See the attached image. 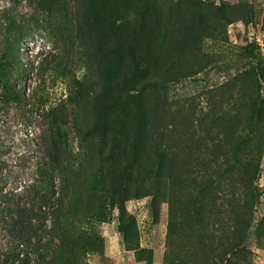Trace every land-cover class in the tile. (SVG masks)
Listing matches in <instances>:
<instances>
[{
    "label": "rangeland",
    "instance_id": "rangeland-1",
    "mask_svg": "<svg viewBox=\"0 0 264 264\" xmlns=\"http://www.w3.org/2000/svg\"><path fill=\"white\" fill-rule=\"evenodd\" d=\"M61 1L64 10L53 23L62 54L44 76L36 58L55 53L54 39L33 22L44 13L31 0H0V9L16 8L27 23L28 33L14 46L16 63L28 66L25 94L46 107L48 123L62 125L63 151L77 156L76 175L89 190L82 201L84 240L96 237L99 247L72 244L71 264H264V0ZM139 63L148 70L145 92L126 113L118 91L130 92ZM97 95L117 113L111 126L93 134ZM29 107L24 99L0 114L7 188L15 177L27 180L32 167L25 133L40 145L35 150L44 147L48 125ZM227 137L249 139L259 158V172L243 184L207 161L202 193L193 168L180 165L181 179L171 182L170 161L156 155L167 151L156 143L182 140L187 152L202 148L210 157L209 141ZM136 140L143 145L131 152ZM233 191L250 194L239 252L229 245Z\"/></svg>",
    "mask_w": 264,
    "mask_h": 264
},
{
    "label": "trees",
    "instance_id": "trees-1",
    "mask_svg": "<svg viewBox=\"0 0 264 264\" xmlns=\"http://www.w3.org/2000/svg\"><path fill=\"white\" fill-rule=\"evenodd\" d=\"M61 2V0H31L32 5H36V10L39 8L38 10L44 13L42 17L34 16L33 22L55 41L53 44L55 53L41 52L36 58L35 68L43 76L52 65L57 66L53 61L57 63L62 54L56 43L61 39L59 36L61 30H55L58 27L53 23L56 19L54 15L64 10V7L60 8ZM112 26L117 27L114 23ZM28 29L27 23L18 16L16 8L5 6L0 9V114L7 112L12 103L22 104L24 99H27L30 112L42 117L48 125L41 152L33 148L39 145L36 144L35 139L28 133L24 135L23 141L28 142L29 146L33 145L26 151L27 155L33 159L32 167L26 173L27 180L20 182L18 177H15L13 184L7 188L4 174L7 170L3 165L6 160L0 161V264H60L63 262L71 264L76 259L68 258L66 253L72 244L77 249L88 250L98 248L99 242L96 237L90 241L84 240L86 234L82 226L81 213L84 212L82 201L89 190L84 185V181L80 180L79 175H76L77 156L63 151L62 125L55 126L54 121L48 123L52 116L46 113V107L36 102V95L26 96L25 94L23 77L27 74L28 66L21 67L19 63H16L14 46L18 38L28 33ZM254 48L258 47L254 46ZM147 73L145 64H137L136 72L130 80L132 85L130 92L122 88L118 91L120 95L118 105L121 106L119 109L122 108L129 113L131 105L137 100H142ZM102 100L103 97L95 96L94 106L100 105V111L94 120L93 134L99 133L107 125L111 126L116 117L117 108L114 104L103 107ZM220 128L222 129V126ZM236 130L237 127L234 125L230 132L234 134ZM143 132L142 128L140 133ZM139 141H135L131 152L137 151L139 146L143 145L142 141L141 143ZM175 141L177 140H169L165 144L156 143L159 146L164 145L167 150L164 153L159 150L156 155L170 161L168 179L171 182L181 179L177 168L183 164L195 170L192 181L197 185L200 183L202 193L207 191L206 185L203 184L205 176L203 171L209 162L211 166L219 169L227 167L233 171L240 178L241 184L259 172V158L252 153L254 145L249 139L214 138L209 141L210 157L203 153L202 148L198 150L199 152H187L184 141L181 140L180 145H177ZM195 141L199 146L208 145V140L206 143L203 139ZM185 143L188 148L191 146L188 141ZM160 177L161 170L157 174V179ZM219 187L222 188L220 183L216 189L218 192H220ZM85 190L87 192H84ZM221 192L224 194L223 190ZM89 193L93 194L95 199L101 200L99 193L95 190ZM249 195L234 191L229 195L231 213L229 223L232 234L229 245L236 252L243 249L241 247L245 241L239 237V234L242 227L248 224L244 215ZM102 207L103 203H100L94 209L98 216L102 214ZM74 214L79 215V218ZM72 237L76 239L72 240Z\"/></svg>",
    "mask_w": 264,
    "mask_h": 264
}]
</instances>
